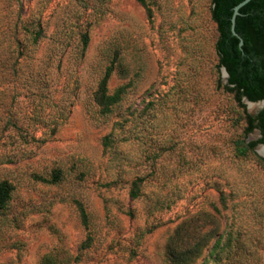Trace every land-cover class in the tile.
<instances>
[{
  "label": "rangeland",
  "instance_id": "1",
  "mask_svg": "<svg viewBox=\"0 0 264 264\" xmlns=\"http://www.w3.org/2000/svg\"><path fill=\"white\" fill-rule=\"evenodd\" d=\"M146 2L0 0V264H176L179 227L189 264H264V163L238 155L261 108L226 89L212 0Z\"/></svg>",
  "mask_w": 264,
  "mask_h": 264
},
{
  "label": "trees",
  "instance_id": "2",
  "mask_svg": "<svg viewBox=\"0 0 264 264\" xmlns=\"http://www.w3.org/2000/svg\"><path fill=\"white\" fill-rule=\"evenodd\" d=\"M144 7H147L146 0H136ZM244 0H212V18L218 26L219 39L216 50L219 57V67L225 68L229 74L226 89L235 95L238 104L246 108L244 98L252 102L264 100V0H253L240 10V15L236 18L235 30L243 39V46L240 39L233 34L232 17L234 8ZM149 10V9H148ZM150 12V11H149ZM85 46L88 43V36L84 37ZM113 72L110 66L105 76L99 82L94 98L103 115L111 114L114 108L122 101L124 88L109 92V80ZM245 134L259 131L261 138L257 141H243L238 146V155L246 157L250 152H254L258 145L264 144V109L257 115L246 112ZM264 163V158L259 159ZM59 173L55 174V180H59ZM141 180L134 182L131 195L133 198L139 196ZM14 188L8 181L0 183V210H6L11 199ZM84 225L89 228V217L83 207H80ZM178 228L176 238L172 240V245L168 246L170 258L176 264H189L187 261L189 254L200 256L202 249L199 245L191 251H183L184 242ZM90 240L92 237L90 235Z\"/></svg>",
  "mask_w": 264,
  "mask_h": 264
},
{
  "label": "water",
  "instance_id": "3",
  "mask_svg": "<svg viewBox=\"0 0 264 264\" xmlns=\"http://www.w3.org/2000/svg\"><path fill=\"white\" fill-rule=\"evenodd\" d=\"M251 1H253V0H244L243 2H241L240 4H238V5L234 8V14H233V17H232V31H233V34H234L236 37H238V38L240 39V45H241V46H243L244 42H243V39L238 35V33H237L236 30H235L236 18H237V16L240 15V10H241L244 6H246L247 4H249ZM222 71H223V73H224L227 77H229V74H228V72H227V70H226L225 68H223ZM244 103L248 106V108H249L250 110H253V109H254V108H253V109L250 108V104H251V105H255V104L257 105V104H258V107H260L261 110L264 109V100L259 101V102H252V101H250L249 99L244 98ZM261 110H260V111H261ZM260 111L256 112L254 115H257ZM261 147L264 148V144H260V145H258L257 152H258V154H259L261 157L264 158V156L261 155L260 152H259V149H260Z\"/></svg>",
  "mask_w": 264,
  "mask_h": 264
},
{
  "label": "bare ground",
  "instance_id": "4",
  "mask_svg": "<svg viewBox=\"0 0 264 264\" xmlns=\"http://www.w3.org/2000/svg\"><path fill=\"white\" fill-rule=\"evenodd\" d=\"M255 105H256V104H255ZM257 105H258V104H257ZM251 107H253V105L250 104V108H251ZM259 152H260L261 155L264 156V148L261 147V148L259 149Z\"/></svg>",
  "mask_w": 264,
  "mask_h": 264
}]
</instances>
